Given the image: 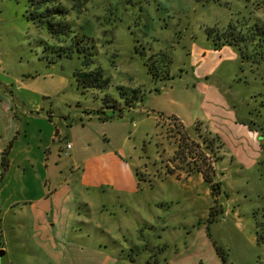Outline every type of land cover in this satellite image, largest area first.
<instances>
[{"label":"rangeland","instance_id":"1","mask_svg":"<svg viewBox=\"0 0 264 264\" xmlns=\"http://www.w3.org/2000/svg\"><path fill=\"white\" fill-rule=\"evenodd\" d=\"M62 3L76 38L57 42L26 20L22 2L0 0V102L11 104L18 128L12 168L0 181L11 210L0 264H57L64 247L63 264H222L211 241L226 264H264V63L214 49L206 33L230 23L264 26V0ZM158 53L168 57L162 73L151 64ZM94 69L108 87H82L75 73ZM224 104L259 128L261 155L252 165L241 146L221 140L214 192L201 174L176 168V151L180 144L189 157L195 124L213 133L218 124L203 114ZM88 181L142 191L121 200L124 207L90 196L77 210L81 231L66 236H35L31 215H13L43 193L63 200L71 190L76 201Z\"/></svg>","mask_w":264,"mask_h":264},{"label":"trees","instance_id":"2","mask_svg":"<svg viewBox=\"0 0 264 264\" xmlns=\"http://www.w3.org/2000/svg\"><path fill=\"white\" fill-rule=\"evenodd\" d=\"M16 2H22L25 8V18L26 20L32 22L38 28H44L51 39L57 42H62L64 40L75 39L72 36L71 21L69 20L70 10L63 5V0H14ZM72 2H80V0H69ZM203 1V0H197ZM218 3L220 0H208ZM83 4V3H80ZM208 39L212 40L214 49L219 50L223 46L232 47L239 55L240 59L244 62L250 63L251 65H261L264 63V26L258 22H254L252 25L237 23L235 25L228 24L223 30L217 31L215 28H210L206 30ZM68 56V55H66ZM156 56V57H155ZM153 63L157 66L163 68L161 73L165 72L168 62V57L158 53L153 55ZM87 65V62H84ZM154 64V65H155ZM147 65V64H146ZM153 68V67H152ZM149 66L148 71H156ZM157 75V72H155ZM153 74V73H152ZM75 75L80 77V81L83 88H99L104 89L108 87L109 81L104 78L102 71L100 69L88 70L86 72H76ZM104 78V79H103ZM132 100L127 101V106L132 104ZM101 120H109L112 116H99ZM174 121L178 120L173 118ZM179 121V120H178ZM249 129L259 130V128H254L252 124L243 123ZM201 123L195 124L194 134L197 140L191 141L189 143V157L181 154L179 152L181 145L178 146L177 154V169L184 170L185 176H189L192 173L201 174L202 178L211 186L212 190L217 191L218 183L213 182L214 174V162L221 160L219 151L223 148L224 144L217 134H213L210 131L205 130L201 132ZM261 130V129H260ZM201 132V134H200ZM11 147V142L5 147L1 153L0 167L1 174L0 179L4 175L8 167V153ZM182 150V149H181ZM185 159L187 161H185ZM187 166L185 168L181 167ZM179 178V174L177 175ZM209 237L208 232L206 233ZM212 242V246L216 253L222 260V264H226L223 257L219 254V248L216 244Z\"/></svg>","mask_w":264,"mask_h":264},{"label":"crops","instance_id":"3","mask_svg":"<svg viewBox=\"0 0 264 264\" xmlns=\"http://www.w3.org/2000/svg\"><path fill=\"white\" fill-rule=\"evenodd\" d=\"M234 58L235 59L237 58V53L232 52L231 59ZM213 69H214L213 66H211L207 70V73L209 74L213 73ZM3 96L4 95L0 97L3 98ZM227 108L228 107L224 104L223 110H220V113H216L217 110L212 109L209 106L207 107V110H205V113L203 115H206L207 118H210L208 115L213 117L214 122L218 124V126H215L216 129H214L213 133L217 134L220 137V139L224 141V143L225 142L234 143V144L236 143L238 146H241L242 155L252 159L251 164L253 165V162L258 160L261 155L258 130L249 129L246 125L243 124L244 121L239 120L234 115V113L230 111L231 108L230 109L228 108L229 110H227ZM179 122L182 124L185 130H187L184 124L181 121ZM17 134H18V128L15 123V116L13 114L11 104L2 105L0 102V158H1V153L10 142H11V147H10L11 151L10 150L9 151L10 153L14 152V149H12L13 147L12 144H14V140L16 139ZM233 135L237 136V139L242 140L244 138V141L236 140ZM11 168L12 165L10 162L9 168L6 170L7 175L8 172H10ZM0 174H1V167H0ZM7 175L5 177H7ZM4 187H5V181L2 180V182L0 183V239L3 237L2 229L4 225L9 223L10 219L8 216L11 213V210L9 209L10 204H8V206L4 205V203H8L7 202L8 200L2 198V194H3L2 192L4 191ZM77 188L79 189V191L76 193L75 197L78 196L79 197L76 201L71 199L70 197L72 195L71 190L67 192V195L63 200H53V199L47 200V198L44 196L43 193L42 195L39 194L38 196H36L31 200L25 201L24 203L25 205L20 207L18 211L15 212L13 211V215H18L19 216V217L17 216L18 219L25 217V215H29V216L31 215V219H32L31 229H33L35 236L36 233L40 234L41 236H43L44 233L52 234L54 236V235H58L60 232H64L66 236L70 232L81 231V227L79 225H82L84 223V219L81 216V212L77 210L80 208L79 203L83 204V206L86 205V203H93L88 199L90 196L94 198V195L101 193L102 196L107 199L110 197H114L115 201L116 200L118 201L119 206L124 207L126 205L124 202L126 198H131L133 196L139 195L140 194L139 192L142 191V189H139V191L138 189H134V186L131 187L123 186L116 188L114 186L109 185V186L98 187L97 185L90 183V181L83 182V184ZM123 199L124 201H121ZM102 209L105 210V204H103V201H102ZM76 228L78 229L76 230ZM60 247L63 246L61 245ZM0 251H2L3 253L6 251V249L1 244V240H0ZM69 252L70 249L66 250V248L64 247L59 254L60 256L63 257H61L59 263L57 264H63L65 261L67 262V254Z\"/></svg>","mask_w":264,"mask_h":264},{"label":"built area","instance_id":"4","mask_svg":"<svg viewBox=\"0 0 264 264\" xmlns=\"http://www.w3.org/2000/svg\"><path fill=\"white\" fill-rule=\"evenodd\" d=\"M65 148L66 150L70 149V144H66Z\"/></svg>","mask_w":264,"mask_h":264},{"label":"water","instance_id":"5","mask_svg":"<svg viewBox=\"0 0 264 264\" xmlns=\"http://www.w3.org/2000/svg\"><path fill=\"white\" fill-rule=\"evenodd\" d=\"M3 254V252L2 251H0V257H1V255Z\"/></svg>","mask_w":264,"mask_h":264}]
</instances>
